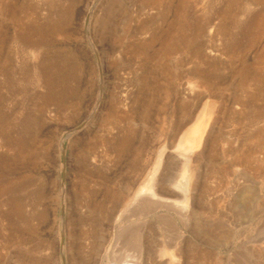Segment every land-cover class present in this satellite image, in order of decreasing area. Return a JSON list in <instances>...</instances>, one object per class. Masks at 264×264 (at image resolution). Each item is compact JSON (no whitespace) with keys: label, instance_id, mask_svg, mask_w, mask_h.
Segmentation results:
<instances>
[{"label":"rangeland","instance_id":"374dc122","mask_svg":"<svg viewBox=\"0 0 264 264\" xmlns=\"http://www.w3.org/2000/svg\"><path fill=\"white\" fill-rule=\"evenodd\" d=\"M167 31L163 72L130 60ZM138 237L142 264H264V0H0V264H114Z\"/></svg>","mask_w":264,"mask_h":264},{"label":"bare ground","instance_id":"6f19581e","mask_svg":"<svg viewBox=\"0 0 264 264\" xmlns=\"http://www.w3.org/2000/svg\"><path fill=\"white\" fill-rule=\"evenodd\" d=\"M56 28H59L58 26H54V27H52V30H54V29H56ZM55 32V30L53 31V33ZM168 33H169V31H167V32H165L164 34H162L161 36H158V35H155V34H153L152 36H151V38H150V43H153V41H155V40H159L160 41V47L158 48V49H156V50H154V51H150V50H148V51H146V50H139L140 48H133V50L131 51V55H130V60H141V59H144V60H148L149 61V63H151L152 64V67H151V69L154 71V72H163L164 70H165V67L163 68L162 67V58H161V56L164 54V52H163V50L166 48V46L168 45ZM119 35V34H118ZM115 41H116V39H115ZM115 43H117V42H115ZM127 58H129V57H127ZM137 62V61H136ZM71 68V67H70ZM69 69V68H68ZM136 76V75H135ZM136 79V78H135ZM137 80V79H136ZM149 84H150V81L148 82ZM146 85H147V83H144L143 85H141V87L143 88L144 86L146 87ZM121 98V97H120ZM122 100V99H121ZM119 98H117L115 101H114V103H113V105H112V108H117L118 106H120L119 104H121L120 103V101H121ZM145 100V99H144ZM123 101V100H122ZM125 101V100H124ZM123 101V102H124ZM143 103V105H144V103H145V101L144 102H142ZM135 104V103H134ZM140 104V103H139ZM138 104V105H139ZM141 105V104H140ZM139 105V106H140ZM138 106V107H139ZM134 107V106H133ZM112 111V110H111ZM114 114H116V113H113L112 114V112L110 113V115H109V118L110 119H117L118 117H120V115H122V114H116V115H114ZM136 114V113H135ZM137 114H139V112L137 113ZM123 116V115H122ZM137 116V115H136ZM125 117V116H124ZM118 120V119H117ZM131 122V121H130ZM117 123V122H116ZM135 125V124H134ZM129 127V126H128ZM131 128V127H130ZM130 130V129H129ZM139 131V130H138ZM130 132L131 133H135V131H132V130H130ZM138 133V132H137ZM127 142H129V137H125V138H123V139H121V141L118 143V149L120 150V152H122V151H124L125 149H126V147H127ZM85 162H86V160H85ZM82 163V162H81ZM83 165H86L87 164V162L84 164V163H82ZM95 169H97V168H95ZM186 179V178H185ZM185 179H184V181H185ZM108 180V179H107ZM112 182V181H111ZM183 182V181H182ZM180 183H178L177 184V186L176 187H180V188H183V186L184 185H182V186H180L179 185ZM180 188H178V189H180ZM186 188H188L187 187V185L185 184V188H183V189H185V190H187ZM127 189H126V187H124V186H122V188H121V190L118 192V193H112L111 192V190L109 191V189H107V188H105L103 191H102V195H103V198L100 200V201H98L97 199H96V201H93V203H92V208H93V213H99V215H100V222H101V224H104V223H106V222H108V221H110L111 220V218H112V216L110 215L111 213H113V211L112 210H114V211H116L115 209H117L118 207H121V206H123L124 204H125V200H126V198H127V191H126ZM130 190V189H129ZM164 190V189H163ZM162 190V191H163ZM160 192V191H159ZM187 192V191H186ZM92 194H95L96 195V193H92ZM81 196H82V194H81ZM100 196V195H99ZM129 196H130V194H129ZM83 198V197H82ZM87 198V197H86ZM84 200H85V198H84ZM87 200V199H86ZM85 203H87V202H85ZM83 204H84V202H83ZM87 205V204H86ZM81 206H84V205H81ZM83 208V207H82ZM87 209H88V207H87ZM110 209V210H109ZM112 209V210H111ZM111 212V213H110ZM110 213V214H109ZM183 213V212H182ZM183 215H185V214H183ZM182 215V216H183ZM84 217V218H83ZM82 218H80V222L82 223V225L84 224L85 225V223L90 219H85V216H83ZM184 218V217H183ZM88 223H91V222H88ZM87 224V223H86ZM87 225H89V224H87ZM106 225V224H105ZM85 228V227H84ZM149 232H151V231H149ZM86 233V232H85ZM85 233H83L82 231L80 232V236H81V238H80V240H81V243H80V245H79V254L80 255H82V253H83V239L84 238H86V237H84V236H86L85 235ZM141 233L142 232H140V234H138L140 237H141ZM87 234V233H86ZM147 235V234H146ZM100 237V239H99V241L101 240V237H102V233H101V235L99 236ZM148 237L149 238H151V240H152V242H154L153 240H154V238H155V236L153 235V234H149L148 235ZM136 238V237H135ZM95 239V238H94ZM102 241V240H101ZM100 241V242H101ZM135 242H137V247H138V250H137V254H135L134 252H131V256H130V254H127L126 255V253H124L125 255V257H121V258H119V259H117L115 262H114V264H131V263H127V259L130 257H137L138 258V263H136V264H142L141 262H142V253H143V243H142V240L141 239H139V237H138V240L137 241H135ZM99 245V244H98ZM100 246H101V244H100ZM95 247H96V245H95ZM152 253H151V256H154V254H156V252H157V250L155 249V245H153L152 246ZM135 249H137V248H135ZM176 251V250H175ZM174 250L172 251L170 248H165L163 251H161L162 253V255L163 256H169V258H170V263L171 264H175V261L176 260H178L177 259V254L179 253V252H177V254H176V252H175ZM128 253V252H127ZM132 253H134L135 255H132ZM121 255H123V254H121ZM84 256V255H83ZM119 256V255H118ZM179 256V255H178ZM85 258V257H84ZM84 262H85V259H84ZM126 262V263H125ZM81 264V263H80ZM84 264V263H83ZM113 264V263H112Z\"/></svg>","mask_w":264,"mask_h":264}]
</instances>
